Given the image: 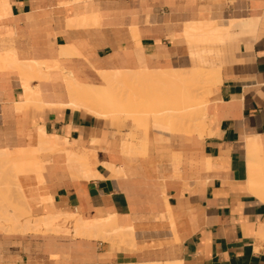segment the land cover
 <instances>
[{"label":"crops","instance_id":"0c3cea01","mask_svg":"<svg viewBox=\"0 0 264 264\" xmlns=\"http://www.w3.org/2000/svg\"><path fill=\"white\" fill-rule=\"evenodd\" d=\"M0 54V152L52 150L10 201L33 218H112L111 234L126 232L14 233L3 219L0 264H264V0H0ZM201 70L219 76L201 134L150 119L145 135L68 107L70 79L159 74L168 91L169 78Z\"/></svg>","mask_w":264,"mask_h":264},{"label":"bare ground","instance_id":"6f19581e","mask_svg":"<svg viewBox=\"0 0 264 264\" xmlns=\"http://www.w3.org/2000/svg\"><path fill=\"white\" fill-rule=\"evenodd\" d=\"M1 56H3V55L0 54V57ZM8 56H9V54H8ZM10 56H12V55H10ZM4 57L6 58V54L4 55ZM3 58H1V60ZM5 58H4V60H5ZM12 58H13V56H12ZM4 60H2L3 64L5 62ZM6 60H7V58H6ZM13 62H15V60H13ZM9 64L7 62V66H9ZM2 65H1V67H2ZM26 68H28V67H26ZM14 69H15V66H14ZM29 69L32 70V72H34V73H39L40 76L42 75V72L45 73V71H46L44 69V66L42 64H38V63H34L31 66V68L29 67ZM43 69L45 71H43ZM57 69H59V67ZM27 71H29V70H27ZM20 72H21V70H20ZM102 74H104L103 79L106 82L105 87L82 86V85L77 84L73 79H70L68 82V86H69V90H70V94H71V102L69 103L68 107L73 108L75 110L76 109L77 110H86L90 113V115L93 114V115L101 117V118H111L112 119L113 117L117 116L118 119H120V118L122 119V117H121L122 115L121 116H119V115L122 113H126L127 115L125 114V116H129L131 119L141 120L142 122L144 121L145 123L147 122L146 126L148 128H149L150 119H152L153 125H157L159 127L165 128L166 132L191 131L192 133L198 132L200 134L202 132L201 129L205 128L204 112H205V107L208 103V96L207 95L210 94V92L208 94H207V92L209 90H212L209 88H212L216 84V82H218V81H216V77H219V76H216V72H209L207 70H206V72H203V71L202 72H193V73L190 72L189 74H185L183 76L178 74V76H175L171 79L169 78L167 80L168 85H166V86L172 87L171 88L172 91H171V89L168 88V91H169L168 92V91H166L167 89L165 90L164 86H163L164 88L159 86L160 85V79H163V77L159 74H146V73L145 74H125V73H108V74L106 73L105 74L104 72ZM28 79H30V77ZM26 80L27 79L25 78V81ZM207 88H208V91H206ZM163 89H164V91H163ZM32 91L29 90L28 91L29 95L27 94L28 96L26 95V97L29 98L30 103H35V99L37 98V94L34 93V90H32ZM30 105H33V104H30ZM66 107H67V105H66ZM135 120H133V121H135ZM142 128L144 129L145 127H142ZM142 128H140V129H142ZM145 133H146V130H145ZM45 143L47 144V140ZM48 143H50V142H48ZM39 144H38V146H39ZM46 144L43 145L41 147V149L31 151V152H19V153L17 152L16 153L15 152L16 150L14 151L15 153L13 152L14 154L9 153V152L8 153L2 152V151L0 152V200L3 199L2 201H5V203L7 202L6 204H4L1 201L4 208H2L1 207L2 204H0V227H2L3 230L4 229L6 230L10 226L9 222H11V226H10L11 228L10 229H12L11 232L13 231L14 233H15V231H22V232H34V233H58L59 234V233H67L70 231L66 227L67 223L70 222V223H72V227H73L72 231H73V234L75 237H84V238H89V239H100V240L103 239L104 241H106V238H108L107 234L110 233L109 234L110 237L112 235L113 236L112 240H114V236H116L117 233H115V235H113L111 233H114L116 230H120L121 228H119L116 225V223L113 221L112 218L111 219L108 218V220H103V221L101 220V221H95V222L84 221L80 217H78V215L76 216L75 214L74 215H56V214H54V215H47L45 217L40 216V218H38V217L33 218L31 216L32 213L29 211L30 209L27 210L26 206H25L26 208L22 206V205L26 204V203H23L24 201L22 202V204H19L18 206H17V204L14 203V201H15L14 197L12 198L13 202L10 201V199H11V198L9 199V196H10L9 193L10 192L12 193V194L10 193L11 195H13V193L18 192V193H16L18 195V199H20V197H23L22 195H20V194H22V193H20V191L22 190V185L21 186L19 185L21 183L19 182L18 177L21 173H24L26 171L29 172L30 170L31 171L32 170H39V168L41 166L40 162H42V161L39 162V160L41 158L38 159V157L41 153L49 150L48 149L49 147H47ZM66 145H68V144H66ZM96 145H98V144H96ZM256 147H258V146L256 145ZM66 149H67V146H66ZM54 150H56V147ZM255 150H256V148H255ZM258 150L259 149H257L256 151H258ZM261 150H263V149H261ZM49 151L52 152V150H49ZM261 154H262V152H261ZM261 154H260V156H262ZM253 155H255V154L253 153ZM76 156L77 155H75V157ZM263 156H264V154H263ZM75 157L72 158L73 161H74ZM255 157L256 156H254L253 159H255ZM81 159H83V158H81ZM263 159H261V160H263ZM70 161H72V160H70ZM79 162L81 163V160ZM250 164H252V162ZM258 164H259V162H258ZM260 164H262V163L260 162ZM260 164H259V166H261ZM259 166L257 165V167H259ZM257 167H256V173H258V175H259L260 169L257 170ZM41 168H43V167H41ZM260 168L263 169V166H261ZM251 169H254V168L252 167ZM41 171L45 172V170H43V169H41ZM262 171L260 172L261 173L260 175L262 178V185L264 187V171L263 172ZM253 175L255 176V173ZM89 176H90V174H89ZM38 178H41V175ZM256 180H254V181L256 182ZM18 182H19V184H18ZM43 183H45V182H43ZM258 184H259V182H258ZM260 184H259V186H260ZM255 185H257V184H255ZM262 185H261V188L264 189L262 187ZM19 186L21 187V189L19 188ZM253 188L255 189V187H253ZM255 190H257V188ZM14 191H16V192H14ZM256 192H259V191H256ZM261 194H262V192H261ZM256 195H258V194H256ZM25 199H26V197H25ZM16 200H17V198H16ZM23 200H24V198H23ZM14 207H18L17 208V214L18 215L16 214V216L12 212V208H14ZM38 210L41 213V210L40 209H38ZM35 211L32 210V212H35ZM37 213H39V212L37 211ZM12 216H13V218H12ZM18 216L20 218L24 217V218L28 219L26 223L24 222L25 225L24 224L22 225L21 223L18 222L21 219H23V218H21V219L17 220ZM3 219L8 221V223H9V225H8V223L6 224L8 226L7 228L5 227V224L1 223V221L2 222L4 221ZM114 219H115V217H114ZM61 222H63V224H61L60 226H57V224H59ZM124 230L122 229V231H124ZM126 231L128 234L129 233L128 230H126ZM124 232H122L120 234V237L124 236V235L121 236ZM119 233H120V231H118V234ZM124 234H126V232ZM131 234H132V232H130L129 235H131ZM127 236H126V238H127ZM118 237L119 236L117 235L115 237V240H117ZM132 237H133V234H132ZM134 238H136V236ZM108 239L110 240L111 238H108ZM121 240H123V238ZM131 240L126 239V241H130V242H131ZM134 241H135V239H134ZM132 242H133V240H132ZM125 243H124V245H125ZM154 264H156V263H154ZM157 264H159V263H157ZM175 264H177V263H175Z\"/></svg>","mask_w":264,"mask_h":264},{"label":"rangeland","instance_id":"374dc122","mask_svg":"<svg viewBox=\"0 0 264 264\" xmlns=\"http://www.w3.org/2000/svg\"><path fill=\"white\" fill-rule=\"evenodd\" d=\"M209 88V87H208ZM208 88L206 89V91H208ZM209 89H212V88H209ZM209 92H210V90H209ZM208 97H209V95H208ZM125 114L126 113H122V114H120L119 116H121L122 118H124L125 120H129V121H131V122H133V124H134V126H135V128H136V131L137 132H139V131H143L144 132V134L146 135L147 134V131H148V127L146 126V124H147V122L145 123L144 121L142 122L141 120H135V119H131L129 116H125ZM127 115V114H126ZM118 116V117H119ZM126 117V118H125ZM120 118V117H119ZM130 118V119H129ZM112 119H114L115 121H118V120H120V119H118L117 118V116H115V117H113ZM133 120H135V121H133ZM139 122V123H138ZM139 124V125H138ZM142 125V126H141ZM142 127H145L144 129L142 128ZM147 127V128H146ZM154 127L156 128V129H158V130H160V131H164L165 132V128H163V127H159V126H157V125H154ZM159 127V128H158ZM140 128H142V129H140ZM145 130H146V133H145ZM11 193V192H10ZM10 193H9V195H10ZM10 197V196H9ZM0 204H2V202H0ZM15 204H17V206L19 205V204H21L19 201L17 202V203H15ZM2 208H4L3 207V204H2V206H1ZM17 208L18 207H14V208H12V212L16 215L17 214ZM61 224H63V222H61V223H59V224H57V226H60ZM70 226H71V228H70ZM66 227L70 230L69 232H67V233H69V234H73V227H72V223H67V225H66ZM74 235V234H73ZM120 238V237H119Z\"/></svg>","mask_w":264,"mask_h":264}]
</instances>
